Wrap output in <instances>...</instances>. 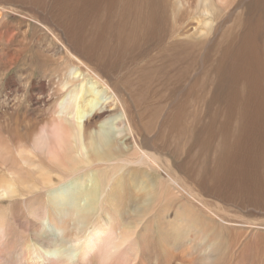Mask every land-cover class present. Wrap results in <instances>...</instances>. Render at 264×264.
Wrapping results in <instances>:
<instances>
[{
    "label": "bare ground",
    "instance_id": "bare-ground-1",
    "mask_svg": "<svg viewBox=\"0 0 264 264\" xmlns=\"http://www.w3.org/2000/svg\"><path fill=\"white\" fill-rule=\"evenodd\" d=\"M7 1L0 0V264H259V240L248 242L247 256L229 243L224 216L232 204L256 207L255 191H264L259 5L97 0L113 16L101 26L80 3V18L70 19L69 0L52 9L23 0L37 5L30 14ZM145 4L155 7L146 12ZM189 10L196 23L180 27ZM68 27L90 45L77 47ZM99 27L102 44L93 34ZM217 60V76L235 77L218 108L239 111V132L247 129L240 141L228 124L211 137L198 121L216 87ZM248 85L259 96L249 102Z\"/></svg>",
    "mask_w": 264,
    "mask_h": 264
},
{
    "label": "rangeland",
    "instance_id": "rangeland-1",
    "mask_svg": "<svg viewBox=\"0 0 264 264\" xmlns=\"http://www.w3.org/2000/svg\"><path fill=\"white\" fill-rule=\"evenodd\" d=\"M5 1V0H4ZM11 1V2H10ZM10 1H7L8 3H10L11 5H6L7 7L8 6H13V8H17V10H19V12H23V13H28L30 14V11H33L36 12V10L34 9V7H36L37 5L36 4H30V3H25V1H21V0H10ZM42 3L45 1V0H40ZM147 1V0H146ZM145 1V2H146ZM247 1H248V4H247ZM252 1V3H251ZM260 0H246L244 4H246V6H248V9H254L256 8V6L261 7L259 8L258 7V14L261 16V18L263 17L264 18V0L260 1ZM257 2V3H256ZM54 3L57 4V0H46L45 3H44V6L52 9L53 6H54ZM80 5H84V6H88L89 9L92 8V15L90 16L94 19L95 18V21L97 23H99L100 25L102 23H100V19H103L104 17H107V19L109 18V20L111 19V17H113L112 15L109 14L108 11H106V9H103L102 7L100 8L99 10V4H98V1L97 0H93V2L89 1V0H84V1H81V0H69L68 1V8L70 11H73L74 12V15L75 17H71L70 19L72 20H75L77 21V19H79L80 17L78 16V11L79 12H83L81 9H80ZM86 3V4H85ZM150 2H148L149 4ZM251 5H250V4ZM256 3V4H254ZM1 4V3H0ZM18 5V6H17ZM58 5V4H57ZM65 5V3H63V6ZM250 5V7H249ZM255 5V6H254ZM17 6V7H16ZM145 6V9H146V12L149 10H152L155 6H149V5H144ZM33 7V8H32ZM220 7H223L224 9L226 8L225 5L223 4H220ZM245 7V6H244ZM243 7L242 11L243 12L245 10V8ZM10 8V7H9ZM32 8V9H31ZM78 8V9H77ZM151 8V9H150ZM98 10V11H97ZM181 11H183V8H180ZM261 10V11H260ZM191 11L189 10V13H186V17L184 18H179V26H183V25H186L184 28L188 27L189 24L191 23H196V20H195V17H193L194 15L190 13ZM259 12H262L259 13ZM102 15H105V16H101ZM157 14V12L155 13ZM154 15V14H153ZM12 20L13 21H22L28 25H35L37 24L38 22L36 21H39L38 19L37 20H34V19H31L29 17H26V16H23L22 14L20 15H12ZM29 20V21H28ZM114 23H118V21L116 19H114ZM103 26V24L101 25ZM99 30L95 33L93 32V34L97 35V37H99V42L100 44H102L100 38L102 37L101 35H104V29L102 27H99L98 28ZM69 35L71 36L72 38V41L74 42V44L81 48L79 45L83 46V42H85V45L84 46H87L90 45V42L89 44H87V41H86V34L84 35V33L79 34V33H74L71 28L68 27L67 29ZM99 32V33H98ZM45 32L41 33V35H43V38H46L45 36ZM74 34V35H73ZM76 35V37H74ZM78 35V36H77ZM80 36V37H79ZM53 37V36H52ZM76 38V40H75ZM81 38V39H80ZM84 38V39H83ZM48 45H50V43H48ZM109 45H110V48L109 50L112 51L114 46H115V42L113 40V37L111 38L110 42H109ZM111 53V52H110ZM109 53V54H110ZM108 54V55H109ZM212 58V56H211ZM227 59V54L221 59V61H225ZM221 62H219L218 60L215 62L214 64V71L216 72V78H215V86L216 87H213L215 88L214 91L211 93L210 97L205 99V101L202 102L203 106H204V110H202L203 113H201V118L198 117V121H203V124L202 126L206 123L207 124V130H206V133L208 136H214V135H218L223 129L227 128L226 125L228 124L229 127L227 128L228 130H230V132L232 134H234L235 136H239V137H235L236 140L239 139L240 141V136H243L245 135V131L247 130L246 128L243 130L244 132H239L241 130V126H240V119H239V111L236 110V109H231V110H225V111H222L221 109H219L218 107L220 106V104L222 103L223 101V96L225 93L229 92L227 89H226V86L227 85H232L234 82H235V77H234V74L232 72H221L219 76H217L218 72L220 71V66L218 67V65L220 64ZM219 68V69H218ZM218 69V70H217ZM230 73V75H229ZM37 76H39V73H37ZM218 81H217V80ZM229 82V83H228ZM232 82V84L230 83ZM223 85V86H222ZM253 85H248L246 88H245V98L246 100L249 102V100H254V97H259L257 96L254 92V87H252ZM219 89V90H218ZM3 92V89L0 91L1 94ZM261 95V94H260ZM261 100L256 103V104H261L262 102V97H260ZM232 100V99H231ZM230 100V101H231ZM232 103L234 104V102L232 101ZM218 110V111H217ZM227 113V114H226ZM244 117H251L252 114L249 113V112H246L245 115H243ZM221 117V118H220ZM225 117V118H224ZM227 120V121H226ZM218 125V126H217ZM260 140H261V143H260V147H259V158H260V163L262 165V167H264V120H261V125H260ZM253 138V137H252ZM245 173L247 174L248 172L245 171ZM259 183H256L255 185H257ZM250 185H254V183H250ZM262 188L264 189V186H262ZM245 194L248 192V190L245 188L244 190ZM255 195L260 197V200L257 204L256 207L254 206H239V205H235V204H232L233 206L232 207H226L224 209H227L225 213V217L226 219L229 221V225H232L230 228H229V231H228V234H229V243L230 244H238L239 246L241 245L242 246V249L245 251V254L248 256V251L251 249V247H249V244L248 242H251V240L254 238V239H257L259 240L260 242V246H262V248L264 249V191H262L261 193L257 194L256 191H255ZM240 203H243L242 201H240ZM260 203V204H259ZM239 204V203H238ZM223 205V204H222ZM223 208V207H222ZM237 208V209H235ZM262 210H261V209ZM233 209V210H232ZM249 209V211H248ZM252 209L254 211H252ZM257 209V210H256ZM260 211H259V210ZM245 210V211H244ZM256 210V211H255ZM247 212V213H246ZM257 212V213H256ZM234 213V214H233ZM261 213V214H260ZM256 214V215H254ZM260 214V215H259ZM229 215V216H227ZM239 217L238 221H237V218ZM229 218V219H228ZM242 219V220H241ZM250 220H253V224L251 223ZM256 220V221H255ZM235 221V222H233ZM237 221V222H236ZM246 221V224H244ZM258 222V223H257ZM231 223H235L234 225L231 224ZM239 223V224H238ZM243 223V224H242ZM257 223V224H256ZM227 224V225H228ZM261 224V225H260ZM244 225V227H243ZM242 226V227H241ZM250 226V227H249ZM258 226V227H257ZM261 226V227H260ZM243 228L246 232V234H243ZM260 229V230H259ZM250 230V231H249ZM253 232H252V231ZM259 230V231H258ZM248 231V232H247ZM256 231V232H255ZM239 232L241 235H239ZM236 233V234H235ZM235 234V235H234ZM238 234V235H237ZM254 234V235H253ZM247 236V238L245 236ZM241 236V237H240ZM254 236V237H253ZM260 236V237H259ZM243 237V238H242ZM262 237V238H261ZM240 238V239H239ZM234 239V240H233ZM236 240H240L241 242L239 241H236ZM244 240V241H243ZM244 244V245H243ZM245 244L247 245V247L245 246ZM259 246V247H260ZM261 248V249H262ZM249 249V250H248ZM259 250L261 252H259V256L261 257H258L259 259V264H264V257L262 258V254H264V250ZM247 250V251H246ZM254 254V252L252 253V255ZM252 257V256H251ZM253 259V257H252ZM261 259V260H260ZM263 260V262H262ZM256 262V261H255ZM249 264V263H248Z\"/></svg>",
    "mask_w": 264,
    "mask_h": 264
}]
</instances>
